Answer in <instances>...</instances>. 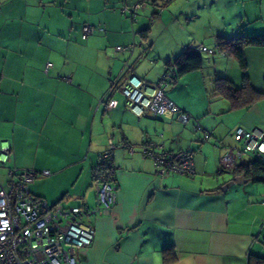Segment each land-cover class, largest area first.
I'll return each mask as SVG.
<instances>
[{
	"label": "crops",
	"instance_id": "1",
	"mask_svg": "<svg viewBox=\"0 0 264 264\" xmlns=\"http://www.w3.org/2000/svg\"><path fill=\"white\" fill-rule=\"evenodd\" d=\"M139 1L0 0V140L12 152L0 185L9 187V169L49 170L29 184L33 195L92 211L83 221L95 237L77 264H260L264 180L218 173L225 149L213 141L232 143L238 125L264 130V96L232 107L216 90L218 78L238 89L246 78L264 93V47L244 48V70L217 49L220 38L264 33V0H146L134 20L121 11ZM85 24L95 30L84 39ZM200 46L208 49H198L201 67L170 81L165 93L211 133L206 142L192 120L137 117L120 92L132 72L149 82L165 71L175 76L167 62ZM109 140L117 202L103 212L92 169ZM146 142L160 151L193 148L194 175L161 176L142 152ZM240 176L247 181L222 190Z\"/></svg>",
	"mask_w": 264,
	"mask_h": 264
},
{
	"label": "built area",
	"instance_id": "2",
	"mask_svg": "<svg viewBox=\"0 0 264 264\" xmlns=\"http://www.w3.org/2000/svg\"><path fill=\"white\" fill-rule=\"evenodd\" d=\"M146 0H141L121 8L134 20L144 7ZM170 0H164V3ZM95 27L89 24L82 26V38L91 35ZM120 48V47H119ZM132 45L121 50L131 52ZM200 51L208 50L205 46ZM211 52L214 50L211 49ZM50 62L46 63L45 71ZM69 80V78H66ZM169 75L163 73L157 82H149L136 73L129 74L120 86L127 108L137 117L146 114L153 116H176L186 123L194 122V130L203 132L201 140L210 141L211 136L203 131L199 121L183 111L165 93ZM107 106H115L110 98ZM232 143L214 140L213 146L224 148L217 167L218 173L234 171H251L254 162L264 165V130L245 128L238 125L229 133ZM116 144L108 141L106 149L99 154L97 163L92 169L96 185L97 207L109 212L117 202V186L113 166V150ZM142 152L149 157L157 173L168 176L173 173L194 175V149L165 151L157 150L152 143L146 142ZM8 140H0V166L7 163L11 156ZM9 189L0 185V264H77L78 252L90 246L95 237V229L83 218L92 211L87 206L61 205L49 206L33 195L28 186L39 174L48 175L49 170L9 169ZM264 229V218L260 220Z\"/></svg>",
	"mask_w": 264,
	"mask_h": 264
},
{
	"label": "trees",
	"instance_id": "3",
	"mask_svg": "<svg viewBox=\"0 0 264 264\" xmlns=\"http://www.w3.org/2000/svg\"><path fill=\"white\" fill-rule=\"evenodd\" d=\"M247 46L264 47V33H255L250 35L244 34L239 36L238 38H220L219 42L217 43V49L224 53L233 55L237 59L239 66L243 70L246 68V63L244 60V48ZM167 65L175 67V72H174L175 76H171L168 71L164 72L169 75V79H168V84H169L170 81L175 79L177 76L199 69L202 65V57L200 52L198 51V48L185 47L184 50L181 52V54L178 56V58L175 59L173 62L168 61ZM216 90L230 100V104L232 107L248 105L249 103H252L255 100L264 96V93L256 91L250 85V83L246 78H244L242 87L240 89L233 86L227 80L223 78H218L216 80ZM202 128L203 131L208 132L203 126ZM194 132H200L202 137L203 132L195 131V130ZM208 133L210 134L212 139L211 133L210 132ZM251 169H252L251 171L246 170L243 172L246 177L254 181L264 180V165L258 162H254L251 166ZM172 250L173 249L171 247L163 249L164 261H169L170 256L168 255V251H172ZM256 258L260 264L264 263L262 262L264 258L261 257H256Z\"/></svg>",
	"mask_w": 264,
	"mask_h": 264
},
{
	"label": "water",
	"instance_id": "4",
	"mask_svg": "<svg viewBox=\"0 0 264 264\" xmlns=\"http://www.w3.org/2000/svg\"><path fill=\"white\" fill-rule=\"evenodd\" d=\"M247 179H245L243 176L237 177L234 180L230 181L229 183H227L222 190H225L226 188H228L230 185H232L233 183H239V182H246Z\"/></svg>",
	"mask_w": 264,
	"mask_h": 264
},
{
	"label": "rangeland",
	"instance_id": "5",
	"mask_svg": "<svg viewBox=\"0 0 264 264\" xmlns=\"http://www.w3.org/2000/svg\"><path fill=\"white\" fill-rule=\"evenodd\" d=\"M225 174V173H224ZM3 179H5V175H3V173L2 174H0V180L1 181H3ZM237 186V185H236ZM9 187H7V189H8Z\"/></svg>",
	"mask_w": 264,
	"mask_h": 264
}]
</instances>
